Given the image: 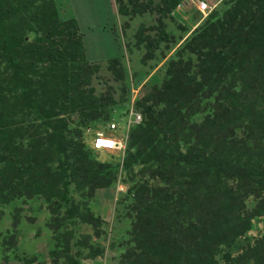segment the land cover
Here are the masks:
<instances>
[{"label":"trees","instance_id":"1","mask_svg":"<svg viewBox=\"0 0 264 264\" xmlns=\"http://www.w3.org/2000/svg\"><path fill=\"white\" fill-rule=\"evenodd\" d=\"M181 1L159 0L154 10L169 15ZM223 1L237 10L247 0ZM251 1L259 6L256 12L248 8L251 13L241 15L244 21L235 22L237 64L251 82L254 77L260 82L244 89L215 74L216 88L201 94L207 85L204 73L194 83V74L180 71L173 88L180 83L185 88L170 90L167 83L162 92L154 90L136 101L144 119L129 134L139 146L128 145L122 165L137 164L134 158L148 150L158 165L155 174L167 187L143 180L127 191L131 247L126 264H221L215 254L227 258L242 239L250 241L245 233L251 219L264 215V57L247 56L264 49V0ZM136 2L128 0L130 5ZM145 3L149 9L153 2ZM155 24L150 28L153 42L171 39ZM233 24L230 20L231 31ZM81 36L73 19H59L54 0H0V217L15 198L37 196L61 206V200L68 202L63 194L71 182L89 184L93 194V185L108 187L115 178L117 163H96V152L81 150V140L68 135L69 114L76 112L85 122L100 109L89 86L95 67L85 60ZM216 57L222 62L223 57ZM202 96L213 101L211 113L199 124L205 130L197 123L204 112L199 107ZM148 101L154 108L145 105ZM241 128L248 133L244 137L238 136ZM155 129L156 134L143 136ZM168 186L172 192L164 191ZM249 197L256 200L251 210L245 204ZM101 220L88 213L84 222L98 228ZM64 234L72 236V231ZM8 241L12 238L4 235L3 243ZM256 241V246L263 244ZM87 242L85 238L84 246ZM259 251L250 250L255 264H264Z\"/></svg>","mask_w":264,"mask_h":264},{"label":"rangeland","instance_id":"2","mask_svg":"<svg viewBox=\"0 0 264 264\" xmlns=\"http://www.w3.org/2000/svg\"><path fill=\"white\" fill-rule=\"evenodd\" d=\"M126 1L128 0H124L125 3ZM145 1L136 2L131 16H125V22L119 29L121 38L118 37L117 43L124 53V59L108 63L98 62L93 70L94 73L89 78L91 94L96 97V106L100 108L98 112L90 113L91 119L85 122L76 112L68 115V135H75V138L77 136L81 140V150H93V139L100 132L122 143L121 151L93 150L96 152V163L118 164V171L114 173L115 178L108 187L93 185L95 189L93 194L90 193L89 184L78 186L74 184L75 182H71L69 190L63 194L68 202L61 200V206L59 203L51 202L54 201L53 199L45 201L44 198L37 196L31 199L15 198L4 207L0 217V264H126L125 256L130 258L129 248L131 247L127 234L129 230L127 191L135 184L142 183L143 180H149V186L167 187L155 174L158 165L151 160L148 150H146L147 153L143 151L134 158L137 164L129 168L122 165L128 145L131 143L135 144V147L139 146L132 141L129 134L133 130L132 127L140 124L131 123L133 116L137 115L141 121L144 119L135 106L136 101L150 92L153 93L154 90L162 92L167 83L170 84V90L185 88L181 83L177 88H173L172 80L180 71H184L186 75L194 74L196 78L194 83L201 82L199 76L204 73L203 78L206 79L207 85L202 88L201 94L205 93L208 87L216 88L215 74L224 80L233 81L244 89L251 88V85L253 87L255 82H260L259 77H254L251 82V78H247L246 73L242 72L238 66L237 39L240 38L234 36L235 22H243L241 15H245L244 13L254 14L255 8L259 7L257 3L247 0L242 8L233 10L232 3L223 6V0H206L209 9L203 14L197 9V2L203 0H182L179 7L167 15L165 12L154 10L155 2L159 0H151L153 3L149 9L144 8ZM58 2L59 0H55L54 5L61 9ZM248 8L251 12H247ZM124 13H127L125 7ZM57 15L59 19H65L61 11ZM171 18L178 25H182L180 20L178 22L175 20H184V26L188 28L194 29L195 26H199L197 30L200 29V33L197 35L191 33L189 37L183 38L187 31L174 27ZM157 19H160L162 24H159ZM230 20L234 21L233 31H231ZM155 21L154 28L161 26L171 31V36L168 34L171 39L168 41L161 39L159 43L153 42L152 31L142 32L143 28L154 24ZM198 21L202 24L197 23ZM138 26L140 30L137 33L138 38H135L134 33ZM107 30L110 29L107 28ZM126 30H128V37ZM197 30L196 32H199ZM148 33L150 34L147 35ZM146 35L149 38H145ZM141 38L143 41L139 44L138 40ZM179 39L184 40L175 45ZM244 45L249 47L245 42ZM170 48L171 56L166 60L160 59L164 58ZM216 54L223 57L222 62L218 60ZM247 56L264 57V49L254 50ZM160 62L164 64L157 67L156 64ZM116 66L121 67H118L116 71L114 70ZM240 75L243 81L238 78ZM210 78H213L211 82ZM85 81L87 78L82 80V84H85ZM198 92L199 90L196 93ZM204 98V96L201 97L199 104L204 112L198 115V126L211 113L210 107L213 104L211 99ZM260 103L262 105L264 101L260 100ZM145 105L153 108L155 106L151 101L146 102ZM158 105L161 104L158 103ZM261 122L259 120V123ZM112 125H115V129H111ZM143 126L147 127L146 124ZM200 128L205 130L202 126ZM244 130L245 128L239 130L241 132L238 134L239 137L248 134L243 133ZM152 132L156 134V129L146 131L143 136H149ZM260 144L264 148V138ZM131 151L136 154L137 149ZM163 189L165 192H172L170 186L167 190ZM255 202L256 200L249 197L245 200L246 207L251 210ZM67 211L70 212L71 219L67 218ZM88 213L94 214L96 218L99 216L102 218V224L98 228L84 222L87 220ZM64 218V222L61 223ZM67 231H72V236L66 237L64 233ZM4 235L7 240L12 238V242L8 241L4 244ZM85 238H88L86 246H84ZM245 238H250V241L242 239L241 247H236L227 258L223 256V253H216V260H219L221 264H255L250 250L257 247V250H261L258 255H264V215L251 219V227L246 231ZM256 240L262 241L263 244L259 243L258 246L263 247L256 246ZM224 247L222 245L219 249ZM98 249L100 252L93 256Z\"/></svg>","mask_w":264,"mask_h":264},{"label":"crops","instance_id":"3","mask_svg":"<svg viewBox=\"0 0 264 264\" xmlns=\"http://www.w3.org/2000/svg\"><path fill=\"white\" fill-rule=\"evenodd\" d=\"M122 4H124L127 13H124ZM58 5L61 9L57 5H54L57 13L59 14L61 11L65 17V19L61 20L69 21L73 19L76 23L78 31L82 35L81 39L84 46L85 60L88 64L96 68L100 61H106L108 63L110 61L124 59V53L120 50L119 44L117 43L121 38V30L119 29L121 24L125 22V16H131L134 4L130 5L128 1L125 3L124 0H59ZM178 20H180L182 25H178L173 20L171 22L175 25L174 27H179L182 31H187L183 35V38L189 37L191 33H196L199 26H195L194 29L188 28L184 26V20L177 19L175 21L178 22ZM197 23L200 24L201 22L198 21ZM154 24L143 28L142 32H151L150 28ZM107 28L110 30H107ZM139 30L140 26L137 27V31L134 33L135 38H138L137 33ZM164 30L171 36V31ZM126 34L128 37V30H126ZM147 35L145 38H149ZM171 54L172 50L164 55V58L162 57L160 59L166 60ZM163 64L164 62H160L156 65L160 67Z\"/></svg>","mask_w":264,"mask_h":264},{"label":"built area","instance_id":"4","mask_svg":"<svg viewBox=\"0 0 264 264\" xmlns=\"http://www.w3.org/2000/svg\"><path fill=\"white\" fill-rule=\"evenodd\" d=\"M202 6L205 5L203 4ZM197 9L204 14L206 12L207 6L204 9L197 6ZM140 122H141V118L138 117L137 115H134L133 119L131 120V123L139 124ZM111 129H115V125H112ZM92 148L97 152L121 151L123 149V145L120 141H117L116 139L106 136L100 132L95 135V138L93 139L92 142Z\"/></svg>","mask_w":264,"mask_h":264},{"label":"bare ground","instance_id":"5","mask_svg":"<svg viewBox=\"0 0 264 264\" xmlns=\"http://www.w3.org/2000/svg\"><path fill=\"white\" fill-rule=\"evenodd\" d=\"M203 4L205 6H202ZM197 6L200 7V8H203V9L207 6L206 11L209 9L208 4H207V2L205 0H203L202 2H197ZM103 152H106V151H103Z\"/></svg>","mask_w":264,"mask_h":264},{"label":"water","instance_id":"6","mask_svg":"<svg viewBox=\"0 0 264 264\" xmlns=\"http://www.w3.org/2000/svg\"><path fill=\"white\" fill-rule=\"evenodd\" d=\"M77 139H79L77 136H76Z\"/></svg>","mask_w":264,"mask_h":264},{"label":"clouds","instance_id":"7","mask_svg":"<svg viewBox=\"0 0 264 264\" xmlns=\"http://www.w3.org/2000/svg\"><path fill=\"white\" fill-rule=\"evenodd\" d=\"M209 7V6H208Z\"/></svg>","mask_w":264,"mask_h":264}]
</instances>
